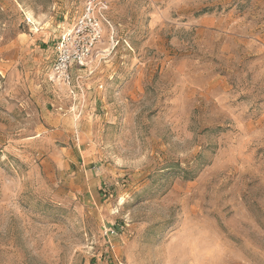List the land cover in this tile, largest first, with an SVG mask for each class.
I'll return each instance as SVG.
<instances>
[{"label": "rangeland", "instance_id": "rangeland-1", "mask_svg": "<svg viewBox=\"0 0 264 264\" xmlns=\"http://www.w3.org/2000/svg\"><path fill=\"white\" fill-rule=\"evenodd\" d=\"M0 0V264H264V0Z\"/></svg>", "mask_w": 264, "mask_h": 264}, {"label": "built area", "instance_id": "built-area-1", "mask_svg": "<svg viewBox=\"0 0 264 264\" xmlns=\"http://www.w3.org/2000/svg\"><path fill=\"white\" fill-rule=\"evenodd\" d=\"M108 11L107 0H85L73 28L58 43L52 80L72 85L74 69L80 71L93 61L95 53L103 43L106 26H110Z\"/></svg>", "mask_w": 264, "mask_h": 264}]
</instances>
